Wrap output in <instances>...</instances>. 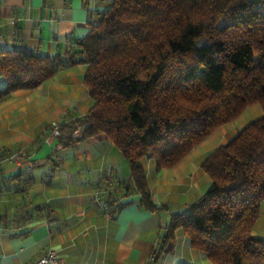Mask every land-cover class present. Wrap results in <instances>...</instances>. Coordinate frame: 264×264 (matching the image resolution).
Instances as JSON below:
<instances>
[{"label": "trees", "instance_id": "1", "mask_svg": "<svg viewBox=\"0 0 264 264\" xmlns=\"http://www.w3.org/2000/svg\"><path fill=\"white\" fill-rule=\"evenodd\" d=\"M75 46L80 51L57 55L0 50V97L34 88L64 66L86 64L83 82L93 104L66 124L63 139L104 134L126 159L146 207L154 203L145 158L171 168L259 104L262 115L202 161L208 187L171 213L153 254L157 261L181 229L211 264H264V238L252 233L264 199V0H111ZM77 125L80 134L72 136Z\"/></svg>", "mask_w": 264, "mask_h": 264}, {"label": "crops", "instance_id": "2", "mask_svg": "<svg viewBox=\"0 0 264 264\" xmlns=\"http://www.w3.org/2000/svg\"><path fill=\"white\" fill-rule=\"evenodd\" d=\"M110 6L111 0H0V50L78 52L76 42ZM85 68L64 66L34 88L0 97V264H30L50 248L66 264H211L181 229L157 261L153 253L163 244L171 213L208 187L202 161L244 123L219 127L171 168L158 169L154 159L145 158L154 203L146 207L126 159L104 134L63 139L66 124L93 104L83 82ZM4 86L0 75V89ZM52 122L60 136L51 134ZM14 150H25L29 160L16 164L2 158ZM97 187L116 208L111 216L92 200ZM252 233L264 238V199Z\"/></svg>", "mask_w": 264, "mask_h": 264}, {"label": "built area", "instance_id": "3", "mask_svg": "<svg viewBox=\"0 0 264 264\" xmlns=\"http://www.w3.org/2000/svg\"><path fill=\"white\" fill-rule=\"evenodd\" d=\"M51 134L55 137L60 135V130L57 122H52ZM79 134L80 126L77 125L72 132V136H77ZM7 158L16 164H21L29 160V154L25 150H14L8 154ZM105 192L106 190H103L102 187H97L92 193V200L97 204L99 209H101L106 216H111V204L108 201L107 196H105ZM30 264H66V261L54 249L50 248Z\"/></svg>", "mask_w": 264, "mask_h": 264}, {"label": "rangeland", "instance_id": "4", "mask_svg": "<svg viewBox=\"0 0 264 264\" xmlns=\"http://www.w3.org/2000/svg\"><path fill=\"white\" fill-rule=\"evenodd\" d=\"M200 43H204L203 40L198 42ZM262 115V110L259 106L258 103L252 104L249 107H247L242 113L241 115H239V117L237 119H235L234 121H232V123L230 124V126H236L239 125L240 123H244L247 124L248 122L252 121L253 119H256L258 117H260ZM240 128H237L236 132L239 130ZM235 132V133H236ZM8 156V154L6 153V155L4 154L2 156V158H6Z\"/></svg>", "mask_w": 264, "mask_h": 264}]
</instances>
